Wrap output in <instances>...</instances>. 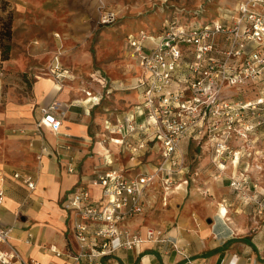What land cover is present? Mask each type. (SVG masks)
<instances>
[{
  "label": "rangeland",
  "instance_id": "1",
  "mask_svg": "<svg viewBox=\"0 0 264 264\" xmlns=\"http://www.w3.org/2000/svg\"><path fill=\"white\" fill-rule=\"evenodd\" d=\"M236 2L0 0V101L31 102L35 99V82L41 77L51 78L68 90L66 103L73 105L75 112L86 115L93 142H99L104 152L106 149L114 152L116 162L124 163L126 158L123 155H127L128 150L122 151L110 143L105 121L114 120L124 110L131 109L133 104L140 103V92L136 85L138 73L133 70L126 37L141 30L155 34L170 19L185 20L186 30L197 24L222 21L229 16V11L235 9ZM107 8H111L116 17L110 23H103L100 12ZM4 50L7 55L3 59ZM263 89L264 80H261L234 88L232 95L243 96L240 101H252L259 96L264 98ZM88 92L101 97L93 107L86 103ZM232 104L235 107L230 111L233 116L231 127L226 126L225 116L222 115L210 139L204 136L200 142L189 143L185 138L180 141L177 158L183 169L179 177L188 178V183H180L179 189L187 186L185 199L194 191L201 197H212L210 187L201 179L198 165L202 156H211L209 166L217 170L216 176L222 179L228 191L225 201L228 204L227 216L238 225L235 231L250 235L258 249L263 251L264 121L257 124V120L264 118V109L251 113L247 109H240L239 101ZM88 107L89 112L86 113ZM58 112L62 114L61 110ZM218 148L220 152H216ZM236 152L239 153L238 162L231 163ZM0 157L10 164L22 158L29 167L38 161L37 155ZM232 180L236 183L231 184ZM156 187L160 192L155 191L161 196L155 195L156 200L149 207L153 204L156 206L162 196L169 197L170 191L165 193L161 185Z\"/></svg>",
  "mask_w": 264,
  "mask_h": 264
},
{
  "label": "built area",
  "instance_id": "2",
  "mask_svg": "<svg viewBox=\"0 0 264 264\" xmlns=\"http://www.w3.org/2000/svg\"><path fill=\"white\" fill-rule=\"evenodd\" d=\"M228 13L222 21L197 24L189 30L184 27L185 20L170 19L155 34L141 30L127 36L129 53L138 67L140 103L114 120H106L105 130L113 145L128 149L130 159L138 158L139 151L149 144L156 145L159 158L150 172L126 176L122 170L111 169L94 173L90 183L100 188L96 199L81 183L63 197L62 205L78 244L76 260L91 264L93 257L119 247L132 249L145 240H164L159 229L148 228L144 234L130 230L129 221L151 204L148 189L153 183L159 182L165 193L179 189L180 183L187 185L188 178L179 177L183 169L177 158L180 141L200 142L204 136L210 139L222 115L226 126L231 127L232 102L239 101V108L251 113L264 109L261 96L240 101L243 96L232 95L236 87L264 80V0H237L235 9ZM115 17L111 8L100 12L103 23ZM87 94L90 107L99 103L101 97ZM40 113L36 131L45 125L53 131L59 129L55 104L41 106ZM262 121L264 118L258 119L257 124ZM44 152L46 147L42 146L38 160ZM110 154L106 149L103 155ZM68 171H75L72 164ZM24 181L33 187L30 177ZM3 195L0 187V203ZM166 199L162 196L163 201ZM10 231V227L0 225V264H42L8 246ZM50 249L60 254L54 247Z\"/></svg>",
  "mask_w": 264,
  "mask_h": 264
},
{
  "label": "crops",
  "instance_id": "3",
  "mask_svg": "<svg viewBox=\"0 0 264 264\" xmlns=\"http://www.w3.org/2000/svg\"><path fill=\"white\" fill-rule=\"evenodd\" d=\"M130 56L133 70L138 73ZM33 91L35 99L31 102L0 101V155H37L42 146L46 147L41 159L30 167L22 158L10 164L0 157V187L4 190L0 225L11 228L8 246L16 248L26 259L42 264H87L85 259L74 257L78 244L62 205L63 197L81 183L87 185L91 198H98L100 188L90 183L94 173L111 169L122 170L126 176L150 172L159 158L157 147L149 144L146 150L139 151L136 159H130L127 151L123 155L125 162L118 163L114 152L103 155L102 145L93 142L86 115H80L73 105L66 103V88L57 91L50 83L38 79ZM50 104L62 112L56 111L61 121L59 129L53 131L45 125L36 131L40 107ZM210 158L202 156L198 165L212 197H201L194 191L185 199L186 186L170 191L166 201L160 200L156 206L152 205L155 207L146 209V214L144 211L129 221L130 230L144 234L148 228L159 229L164 240H145L132 249L119 247L104 256L93 257L91 264H264V250L258 249L253 238L236 232L235 220L217 213L219 204L228 207L225 203L228 191L216 176L217 170L210 168ZM70 164L75 171H68ZM14 173L19 176L14 177ZM26 177L33 181V187L27 186ZM156 186L160 183L155 182L148 189L151 201L160 195Z\"/></svg>",
  "mask_w": 264,
  "mask_h": 264
},
{
  "label": "bare ground",
  "instance_id": "4",
  "mask_svg": "<svg viewBox=\"0 0 264 264\" xmlns=\"http://www.w3.org/2000/svg\"><path fill=\"white\" fill-rule=\"evenodd\" d=\"M39 80H42L43 82H46V83H50L53 86V88L55 90H57V91L62 89L61 84H59L58 82L53 81L51 78L41 77V78H39ZM83 102H85V100H83ZM238 154L239 153L236 152V155L233 158L234 160L231 159V163L232 162H234V163H237L238 162ZM220 166L224 168V165L223 164H220ZM217 213L219 215H222L223 217H226V215H227V208L224 205L219 204L217 206Z\"/></svg>",
  "mask_w": 264,
  "mask_h": 264
},
{
  "label": "trees",
  "instance_id": "5",
  "mask_svg": "<svg viewBox=\"0 0 264 264\" xmlns=\"http://www.w3.org/2000/svg\"><path fill=\"white\" fill-rule=\"evenodd\" d=\"M2 54H5V55H2V58H3V59L6 58L7 52H6L5 50L2 51Z\"/></svg>",
  "mask_w": 264,
  "mask_h": 264
}]
</instances>
